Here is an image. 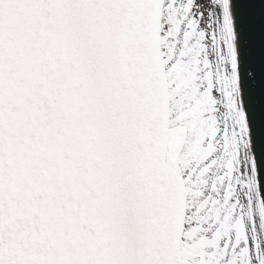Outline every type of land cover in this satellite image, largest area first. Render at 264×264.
Here are the masks:
<instances>
[{"label":"snow or ice","instance_id":"obj_1","mask_svg":"<svg viewBox=\"0 0 264 264\" xmlns=\"http://www.w3.org/2000/svg\"><path fill=\"white\" fill-rule=\"evenodd\" d=\"M264 0H0V264H264Z\"/></svg>","mask_w":264,"mask_h":264},{"label":"water","instance_id":"obj_2","mask_svg":"<svg viewBox=\"0 0 264 264\" xmlns=\"http://www.w3.org/2000/svg\"><path fill=\"white\" fill-rule=\"evenodd\" d=\"M261 176L264 177V171L261 172ZM261 184H262V191H264V179H262Z\"/></svg>","mask_w":264,"mask_h":264}]
</instances>
